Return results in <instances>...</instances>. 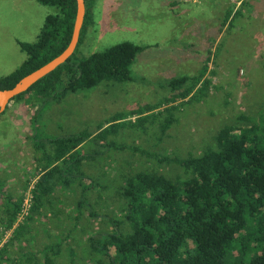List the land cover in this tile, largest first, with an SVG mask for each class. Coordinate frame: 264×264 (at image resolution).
<instances>
[{"label":"trees","instance_id":"16d2710c","mask_svg":"<svg viewBox=\"0 0 264 264\" xmlns=\"http://www.w3.org/2000/svg\"><path fill=\"white\" fill-rule=\"evenodd\" d=\"M35 1L55 6L58 11L45 16L34 41H17L25 58L12 72L0 76V90L13 87L20 78L59 55L70 42L76 0ZM94 1L84 0L83 24L70 57L13 99L15 103L37 101L32 117L34 123L40 109L51 100L89 89L103 80L132 79L130 68L143 49L140 45L123 41L87 56L77 54L92 25ZM228 17L229 13L222 27ZM207 62L208 58L193 76L167 81L172 98L148 108L144 111L146 114L132 111L126 116L114 117L106 127L99 125L94 132L47 138H37L38 133H34V151L42 165L33 176L36 179L27 215L18 220L31 181L12 211L10 226L16 220L20 225L32 218L35 209L47 202L51 205L56 186H75L80 188L76 201L71 202L70 196L67 201L61 199V203L67 202L75 211L65 217H72L74 223V228L69 227V230L72 232L80 225L84 208L88 209L91 219H105L110 224L109 230H92L87 238L90 253L106 256L105 260L97 258L94 264H264V111L258 119L245 114L236 116L233 123L217 130L213 146L199 155H151L158 163L179 167L181 172L174 176L154 169L129 171L127 168L121 173V179L112 184L100 183L82 170L84 163L102 153L101 148L109 146V143L98 145L96 141L104 138L110 128L121 124L122 119H129L127 121L133 124L150 116L149 111L157 110V115L161 107L175 110L201 99L212 84L209 77L204 78ZM169 103L172 105L167 107ZM173 121L174 116L166 119L163 130ZM89 142H95L98 150H84ZM112 148L120 151V147ZM91 192L96 194L93 204L99 203L104 193L110 197L114 194L119 202L117 214H99L90 204ZM49 250L56 251L54 246L45 248L44 264L51 261ZM69 250L72 252L71 248Z\"/></svg>","mask_w":264,"mask_h":264},{"label":"rangeland","instance_id":"374dc122","mask_svg":"<svg viewBox=\"0 0 264 264\" xmlns=\"http://www.w3.org/2000/svg\"><path fill=\"white\" fill-rule=\"evenodd\" d=\"M136 2V0H129L127 4L135 8ZM95 3L91 16L95 21L92 28L95 32L92 30L87 32L86 38L77 50L79 56H87L123 41L146 45V48L137 54L139 57L136 56L131 64V80H103L89 89L70 92L62 99L47 102L37 114V138L59 137L82 131L94 132L99 125L106 127L109 124L107 122L114 117L126 116L132 111L142 113L155 104L166 103L172 98L173 92L168 88L165 77L173 76L174 73L160 72L159 65L155 64L153 59L150 60L149 56L156 51L159 55L165 53L166 57L174 58L173 51L177 47L173 44L175 42L173 38L188 41L190 35L191 38H197L198 45H203V36L216 35V32H212V28L207 31L208 33L187 31L177 34L176 26H168L165 29L169 30L168 32L156 31L148 22L147 16L141 17L142 23L139 22L140 17H137L135 21L128 19L118 23L116 16L118 13L112 10V4L117 6L116 0H95ZM250 3L254 4V1L251 0ZM210 6L205 4L206 9L200 14L205 17V14L210 11ZM57 11L55 6L41 5L35 0H0V76L12 72L25 58L17 41H34L45 16ZM201 15H197L198 21L202 19ZM253 15L254 13L248 17L244 14L246 19L244 17L235 19L231 30L226 31L222 36L220 44L216 43V49L213 52L215 59L218 61L224 58L230 59L229 63L225 64V68L231 71H226V74L219 79L220 81L211 84L209 91L201 99H194L175 110L161 107L157 115L155 114L157 110L149 111L147 113L150 116L142 117L133 124L127 121L129 119H122L120 122L124 121L121 124L110 128L104 138L96 141L98 145L109 143L110 147L101 148L102 153L84 163L82 170L100 183L112 184L116 182L114 180L121 179V173L127 168L129 171L154 169L165 175L174 176L181 172L179 167L174 164L158 163L151 155L171 157L199 155L207 147L213 146L217 130L226 124L233 123L236 116L245 114L252 119H258L264 111V49L259 51L261 46L264 47V31H254L252 28L259 26L264 28V19L261 24L259 16ZM108 16L112 18L111 21ZM163 34L168 37L167 43L171 44L170 46L166 47L160 43L159 38ZM190 63L195 66L198 64L195 59H191ZM234 83L237 87L233 85ZM239 83L243 84L241 91ZM170 105L172 103L166 106ZM36 106L35 100L13 102L6 110L0 112V132L4 133L0 136V144H5L6 148L10 145L16 158L22 153V147L17 149L14 145L13 137L16 128L11 123L15 120L25 122L32 120ZM170 116H174V121L166 130H163L165 120ZM134 118L131 117V119ZM96 143L89 142L84 150L91 151L94 148L98 150ZM115 146L120 147V151L112 148ZM17 161L13 158H5V161L1 162L5 166L10 164L11 166L6 169L13 172L19 164ZM32 180L35 178L33 177L30 181ZM78 194L79 190L70 194V201H76ZM89 196L91 206L99 214L104 212L110 215L117 214L119 202L114 194L110 197L104 193L103 198L96 204H93L96 194L91 192ZM107 205H110L109 208ZM45 207L46 205L40 210L43 211ZM60 207L56 205L58 211ZM47 208L50 206L45 209ZM87 216L88 209L84 208L79 224L83 225L87 231L86 236L92 230L104 232L110 229V224L105 219L88 220ZM72 221V217L64 219V228H74ZM83 241H86L84 236ZM62 242L64 245L69 244L65 240ZM76 249L77 252H81L80 247ZM72 256L74 259L79 257L78 259L82 260L75 261V264H94L97 258L106 259V256L101 253H90L86 250L82 251L80 256L76 252Z\"/></svg>","mask_w":264,"mask_h":264},{"label":"crops","instance_id":"0c3cea01","mask_svg":"<svg viewBox=\"0 0 264 264\" xmlns=\"http://www.w3.org/2000/svg\"><path fill=\"white\" fill-rule=\"evenodd\" d=\"M136 1L135 8L127 4L129 0H116L117 6L116 4H112V10L118 13L116 14L118 23L125 22V20L128 19H133V21H135L137 17H140L139 22L142 23L141 17L147 16L149 19L148 22L151 23V26L156 31L168 32L169 30H165L168 26H176L175 30L178 31L177 34H183L187 31H189V33L192 31L208 33L207 31L211 28L213 29V33L216 32V35L203 36V45H198L197 38H191L190 35L188 36V41L173 38L172 40L175 41L173 44L176 45L177 48L172 47L176 49L173 51L175 57L172 59L166 57L165 53L159 55L158 52L154 51L149 56V59H153L154 63L159 65L158 69L160 72L164 73L165 71H171L174 73L172 74L173 76L165 77L166 81L175 77L193 76L197 74L207 58L208 68L204 78L209 77L212 80V84L216 83L215 81H220L219 79L222 78V75L226 74V71H231V69L225 68V64L229 63L230 59L226 60L224 58L222 61L215 59L213 52H215L216 43H218V45L220 44L224 33L231 30L230 28H232L231 26L234 20L242 19L244 14L250 17L254 13V17L259 16L261 24L264 19V0H253L254 4L250 3L251 0H216L215 2L214 0H211V2L210 0ZM95 4L96 3H94L91 8V16L93 15ZM205 4L211 6L209 7L210 11H208L204 17L200 12L206 9ZM117 7L118 9H116ZM227 13H229V17L222 27L223 19ZM197 15H201L202 19L198 21L196 19ZM111 17H114L113 11L111 12ZM112 18L108 16L109 21H111ZM191 18L193 20H191ZM94 25L95 21L92 18V25L89 26L88 32H91ZM252 29L254 31H264L262 26ZM92 31L95 32L94 30ZM159 39L162 45L166 47L171 45L167 43L168 37L165 36V34ZM140 46L143 47L142 51H144L146 45ZM263 49L264 47L261 46L259 51ZM138 57L139 56H137V58ZM191 59L197 61V66L190 63ZM132 70H134V68ZM218 85H220V83H218ZM233 85L237 87L235 83ZM239 85L241 91L243 84L239 83ZM11 124H13V126L15 125L14 127L16 128L13 137V141H15L14 145L15 147L17 146V149L22 147V153L18 154V158H16L14 157L15 155L10 145L6 148L5 144H0V238L3 237L5 232L8 233V238L0 249V264H44L46 261V254L44 253L45 248L51 246H54L56 251L49 250L48 256H51V261H49L48 264H75V261H82L81 258L78 259L79 257L74 259L72 254L75 255L76 252V254L80 256L84 250L89 252L87 238L92 231L86 236L87 231L84 229L83 225H80V227L77 225L76 227L79 228H75L72 232L69 230V227L64 228L63 222L66 214L74 210L72 207L67 206V202L61 203V199L67 201L69 195L79 190V187L70 186L63 188L59 185L56 186V191H54L55 195L51 196L52 204L50 205L49 202L45 204L46 207L50 206V208L45 209V207L44 210L41 211L40 209L45 206L43 205L38 210L35 209L32 218L25 220L20 225L17 224L16 220L10 226L11 220L13 219L12 211L19 204L27 183L36 174L35 171L39 170L42 165L38 163L36 159L37 153L34 151L33 135L34 133H38L35 129L37 128V121L34 123L33 120H29L28 122L15 120L14 123ZM1 134L4 133L0 132V136H2ZM47 137L50 136H44L42 138ZM16 151L15 154H17ZM5 158L18 160L17 162L19 164L16 167L17 169L14 167L15 169L13 172L7 170L6 167H10L11 165L8 164V166H5L2 163L5 161ZM56 205L61 206L59 211ZM86 219L91 220L89 215ZM83 236L86 238V241H83ZM64 238L66 239L65 242L70 244H68L67 247L66 244L64 245L62 242ZM79 247L81 248V252H77L76 248ZM69 248L72 249V252Z\"/></svg>","mask_w":264,"mask_h":264},{"label":"water","instance_id":"95a60500","mask_svg":"<svg viewBox=\"0 0 264 264\" xmlns=\"http://www.w3.org/2000/svg\"><path fill=\"white\" fill-rule=\"evenodd\" d=\"M85 14V3L84 0H76V15L73 24V30L70 42L68 46L56 57L40 66L39 68L33 70L29 74L20 78L13 87L9 89L0 90V112H2L6 106L13 103V99L16 95L26 91L30 86H32L36 81L41 79L46 74L53 71L57 66L64 63L70 55L73 53L80 34V29L83 24Z\"/></svg>","mask_w":264,"mask_h":264},{"label":"built area","instance_id":"2783aa9c","mask_svg":"<svg viewBox=\"0 0 264 264\" xmlns=\"http://www.w3.org/2000/svg\"><path fill=\"white\" fill-rule=\"evenodd\" d=\"M33 182H35V180H32L30 182V185H29V187L27 188V190L25 192V198H24V201H23L22 210L19 213L18 220L23 219V217L26 216L27 213H28V210H29V207H30V204H31L30 203L31 202V198H32L31 188L33 187ZM7 238H8V233H5L3 235V237L0 238V248L2 247L3 243L6 241Z\"/></svg>","mask_w":264,"mask_h":264}]
</instances>
